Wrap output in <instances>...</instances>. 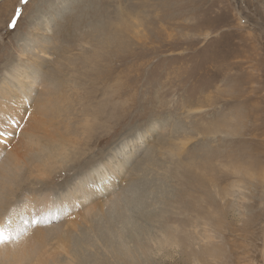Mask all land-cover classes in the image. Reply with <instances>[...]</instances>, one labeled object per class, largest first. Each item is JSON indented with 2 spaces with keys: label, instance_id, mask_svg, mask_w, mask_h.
I'll use <instances>...</instances> for the list:
<instances>
[{
  "label": "rangeland",
  "instance_id": "374dc122",
  "mask_svg": "<svg viewBox=\"0 0 264 264\" xmlns=\"http://www.w3.org/2000/svg\"><path fill=\"white\" fill-rule=\"evenodd\" d=\"M0 2L9 3L6 13L0 8V72L25 47L22 36L50 38L49 65L78 53L81 73L65 64L72 69H65L71 106L91 124L76 126L84 130L77 145L88 130L101 137L91 155L139 137L136 159L150 158L143 178L125 192L124 220L115 212L102 217L131 233L129 244L142 258L132 247L128 259L113 247L114 257L105 258L113 264H264V0ZM32 21L41 25L30 28ZM126 53L124 68L116 59ZM112 65L110 83L122 92L130 82V99L117 90V115L108 123L97 114L105 97L92 91L105 88L95 75ZM61 179L52 185L69 182ZM118 179L128 183L121 174ZM161 226L174 234L175 246L158 251L147 239Z\"/></svg>",
  "mask_w": 264,
  "mask_h": 264
},
{
  "label": "bare ground",
  "instance_id": "6f19581e",
  "mask_svg": "<svg viewBox=\"0 0 264 264\" xmlns=\"http://www.w3.org/2000/svg\"><path fill=\"white\" fill-rule=\"evenodd\" d=\"M8 6L9 3L0 2L4 13ZM42 23V29H51L49 21L43 19ZM39 24L32 21L30 28H37ZM20 38H26L25 47L0 72V126H6L0 130L7 133L0 137V224H6L12 236L7 243L0 244V264H113L117 261L105 257H114V250L118 248L116 256H122V249L128 259L132 254L128 252L135 247L129 244L131 233L114 228L109 219L102 217L115 212L117 219L124 220L125 192L137 182L136 177L143 178L144 166L150 159H136L135 145L141 138H124L110 151L91 155L90 148L101 137L88 130L83 145L78 146L77 137L83 127L76 126L91 124L87 117L78 119L71 106L72 77L65 73L69 69L65 64L80 72L77 66L82 67L83 63L78 53L49 65L44 55H50V38L46 35ZM129 58L128 53L120 55L117 64L127 68ZM113 60L110 58L109 62ZM94 64L98 65L97 61ZM114 71L112 65L107 74L95 75V81L106 85L100 91L91 84L95 88L92 92L105 97L98 104L97 114L107 115L102 119L108 123L117 115V90L121 97L130 99L127 90L130 82H125L122 92L115 82L110 83L115 80ZM129 108L128 104L123 112L127 113ZM10 120L17 121L18 125L8 124ZM66 129L75 138L67 139L62 133ZM72 150L78 154L74 155ZM149 163L156 165L153 161ZM120 174L128 183L121 185ZM61 177L60 181L69 182L52 185L53 180ZM49 213L48 221L44 222L43 216ZM34 216L41 222L33 224ZM151 234L147 240L156 244L158 251L166 243H173L174 234L166 226L157 227ZM109 247L114 250L110 251ZM134 250L141 259L137 248Z\"/></svg>",
  "mask_w": 264,
  "mask_h": 264
},
{
  "label": "snow or ice",
  "instance_id": "6c2138e0",
  "mask_svg": "<svg viewBox=\"0 0 264 264\" xmlns=\"http://www.w3.org/2000/svg\"><path fill=\"white\" fill-rule=\"evenodd\" d=\"M23 2H27V0H23ZM28 115L30 116V113ZM8 124H17L18 125V122L15 120H10V121H8ZM2 127H6V126H0V128H2ZM6 135H7V133L5 131L0 130V137L6 136ZM50 215H51V213L43 216V221L47 222ZM40 222H41V219H39L35 216L33 217V219H32L33 224H37ZM10 239H12V236L8 231L7 225L6 224H0V244L7 243Z\"/></svg>",
  "mask_w": 264,
  "mask_h": 264
}]
</instances>
